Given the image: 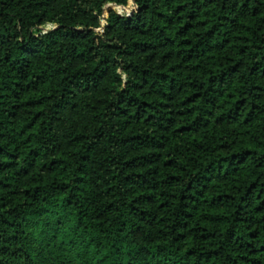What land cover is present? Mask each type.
Masks as SVG:
<instances>
[{"label": "trees", "instance_id": "obj_1", "mask_svg": "<svg viewBox=\"0 0 264 264\" xmlns=\"http://www.w3.org/2000/svg\"><path fill=\"white\" fill-rule=\"evenodd\" d=\"M127 1L0 0V264H264V0Z\"/></svg>", "mask_w": 264, "mask_h": 264}, {"label": "rangeland", "instance_id": "obj_2", "mask_svg": "<svg viewBox=\"0 0 264 264\" xmlns=\"http://www.w3.org/2000/svg\"><path fill=\"white\" fill-rule=\"evenodd\" d=\"M107 7H109L110 9H113V10H115L117 12H124L125 10H128L129 8L132 7V1L128 0L126 6H124V7H121V6L118 7V6H114V5H109V6L104 7L103 10H102L101 18L105 15V13L107 11ZM47 28H50V25H47L46 27L45 26L43 27V29H47ZM97 30H99V29H97Z\"/></svg>", "mask_w": 264, "mask_h": 264}]
</instances>
